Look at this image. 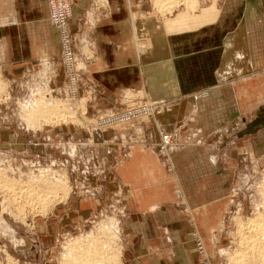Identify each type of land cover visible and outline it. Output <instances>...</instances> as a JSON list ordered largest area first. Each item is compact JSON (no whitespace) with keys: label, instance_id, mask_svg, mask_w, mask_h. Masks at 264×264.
<instances>
[{"label":"crops","instance_id":"1","mask_svg":"<svg viewBox=\"0 0 264 264\" xmlns=\"http://www.w3.org/2000/svg\"><path fill=\"white\" fill-rule=\"evenodd\" d=\"M171 4L164 1L161 12L154 0H72L69 28L81 31L85 16L83 31L95 50L94 58L83 59V80L99 88L95 102L75 101L78 117L93 116L98 106L131 91L167 103L139 133L146 143L134 145L127 160L114 161L102 180L130 195L119 225L121 264H198L190 248L196 237L214 254L238 159L248 155L247 146H264V0H222L212 21L190 29L170 25L186 9L183 3L165 9ZM60 50L45 0H0V65L13 70ZM89 124L94 141L110 135ZM158 124L200 131L201 143L172 156V171L156 150ZM104 146L97 155L117 160L119 149ZM178 189L190 219L178 211ZM66 204L51 214L60 225L71 215L79 224L92 213V203Z\"/></svg>","mask_w":264,"mask_h":264},{"label":"rangeland","instance_id":"2","mask_svg":"<svg viewBox=\"0 0 264 264\" xmlns=\"http://www.w3.org/2000/svg\"><path fill=\"white\" fill-rule=\"evenodd\" d=\"M164 1L167 0H154L158 11H163ZM168 1L173 2L165 8L168 11L183 3L192 13L185 18L180 16L184 11L179 12L170 24L175 28L198 27L212 21L218 13L217 4ZM97 3L94 2V8ZM85 19L82 15L81 31H72L81 43L89 36L83 31ZM47 39L52 44L50 36ZM94 53L95 50L91 52L84 44L78 48L75 98L68 94L62 49L55 57L41 54L13 70L0 65V264H76L79 260L73 254L90 248L101 259V255L106 258L112 252L109 256L117 255L116 264H121L124 241L120 239L119 225L127 214L130 195L116 187L104 186L102 180L114 161L127 160L124 155L130 154L132 147L140 143H130L135 134L129 127L121 125L118 128L123 127V130L118 131L98 130L96 119L109 109L122 112L125 96H142L125 92L112 105L98 106L93 116L85 112L78 117L73 108L75 101L95 102L99 96L96 83L83 80L86 66L83 59L94 58ZM59 75L61 80L54 85ZM41 105L48 110L41 113ZM89 121L95 130L110 134L105 141L92 139ZM102 146L119 149L117 160L98 156ZM251 150L247 146L248 155L241 156L233 170L226 198L228 209L216 233L218 238L213 237L215 253H207L197 237L190 242L198 264H264V146ZM162 161L166 169L172 171V162ZM177 191L181 193L177 192L180 196L176 201L178 211L190 219L191 209L186 197L180 189ZM70 199L92 203V213L79 224L70 221L71 215L60 225L57 217L51 216L52 211L55 207H68L66 203ZM54 225L56 230L52 229ZM109 256L106 264H110Z\"/></svg>","mask_w":264,"mask_h":264},{"label":"built area","instance_id":"3","mask_svg":"<svg viewBox=\"0 0 264 264\" xmlns=\"http://www.w3.org/2000/svg\"><path fill=\"white\" fill-rule=\"evenodd\" d=\"M222 0H198L201 4L219 3ZM95 2V1H94ZM93 2V3H94ZM47 8V17L50 26L57 33L62 49L63 64L67 69L66 79L67 93L76 97L77 81L79 70L76 69L77 53L79 46L84 44L87 49H92V43L85 41L81 43L79 36L73 34L69 28V20L72 16V0H45ZM90 59L89 57H87ZM123 111L118 112L117 109H109L97 117L96 126L98 130L110 129L118 131L119 126L124 125V128L129 127L135 134V137L130 139V143H146V140L139 137L143 125L148 119L162 112L167 103L165 100H151L142 97L127 98ZM98 111L97 113H100ZM121 127L120 130H123ZM119 130V131H120ZM159 140L156 144V150L159 156L167 163L171 161V157L183 149L189 147L193 143H201L198 138L199 130L189 128L183 131L181 128L167 131L161 125H157ZM75 157V156H74ZM129 157V153L124 155V158ZM179 192V191H178ZM179 194H181L179 192ZM180 196H178L179 198Z\"/></svg>","mask_w":264,"mask_h":264},{"label":"bare ground","instance_id":"4","mask_svg":"<svg viewBox=\"0 0 264 264\" xmlns=\"http://www.w3.org/2000/svg\"><path fill=\"white\" fill-rule=\"evenodd\" d=\"M193 1H195V0H193ZM198 1V0H197ZM185 5V4H184ZM213 5H216V3H212V6ZM187 10V11H186ZM191 14V15H190ZM180 16H182V17H188V16H192V13H189L188 12V7H187V4H186V9H184V12L182 13V14H180ZM1 88V87H0ZM47 107H45V105H41L40 106V112L41 113H44L45 111H47L48 109H46ZM40 116H41V114H40ZM38 118V117H37ZM39 119V118H38ZM34 122H36V123H39V120H34ZM37 126V125H36ZM38 126H40V125H38ZM37 126V127H38ZM261 219H263V216H262V218ZM260 218L258 219V220H261ZM264 221V220H263ZM260 222V221H259ZM262 222V221H261ZM262 231H264V230H262ZM263 233V232H262ZM264 234V233H263ZM113 249H114V247H112ZM116 248V247H115ZM76 251V250H75ZM103 251H104V249H103ZM105 252V251H104ZM101 254L103 253L102 251L100 252ZM107 254H108V251L106 252ZM254 253V252H253ZM252 253V254H253ZM74 254H77V253H74ZM73 254V257L75 256V258L77 259V260H79V262H77L78 264H106V261H107V257L109 256V254H108V256L105 258V255H104V258H103V255H101V257H102V259L100 258V257H97V253L96 252H93L92 251V248H90L89 250H85V252H79V254L78 255H74ZM104 254V253H103ZM111 254H112V252H111ZM110 254V255H111ZM116 255V254H115ZM109 259H110V264H116V261L118 260L117 259V255L116 256H109ZM109 262V261H108ZM76 263V264H77ZM117 263H119V261L117 262Z\"/></svg>","mask_w":264,"mask_h":264}]
</instances>
